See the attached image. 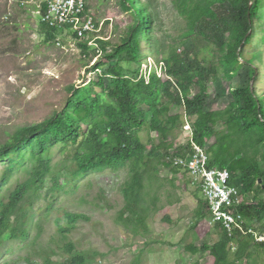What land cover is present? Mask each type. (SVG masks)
Wrapping results in <instances>:
<instances>
[{
  "label": "trees",
  "instance_id": "1",
  "mask_svg": "<svg viewBox=\"0 0 264 264\" xmlns=\"http://www.w3.org/2000/svg\"><path fill=\"white\" fill-rule=\"evenodd\" d=\"M120 4L134 18L120 41L112 44L97 40L92 50L83 43L84 50L92 53L90 58L96 59L87 75L96 77L91 82L93 87L100 89L110 103H102L100 94L95 93L88 101L73 103L74 120L65 111L37 124L3 130L0 248L6 241L28 240V212L38 202L52 172L47 154L57 147L70 153L75 176L126 168L127 177L120 188L123 206L116 221L133 236L147 234V220L157 200L147 190L153 188L161 167L170 166L165 165V160L174 148L170 134L183 123V116L177 112L180 107L191 121L185 123L192 127L193 142L209 155V167L228 171L229 184L239 189L243 197L264 192V101L251 86V81L262 73L253 62H263L264 55L244 54L245 48L252 46L254 21L264 12V0H172L185 22V30L156 62L157 66L162 64L164 75L159 77L156 70L152 71L148 84L139 78V71L143 57L141 39L150 40L145 28L153 22L151 13L138 6L136 0H120ZM41 6L45 10V3ZM39 23L46 40L55 41L59 32L40 19ZM249 66L253 72L248 86L233 89L230 77ZM193 89L197 90L195 94ZM69 90L74 92L73 98L77 97L73 87ZM145 126L160 139L157 146L152 140L141 142L139 131ZM18 171L25 173V179L1 193ZM257 200L245 201L240 212L247 226L264 235V200ZM209 214L206 203L200 202L193 229L210 219ZM66 217L71 228L88 219L80 214ZM213 227L221 231L220 240L200 249L192 243L185 246V251L193 256L207 252L210 264H243L252 258L253 246L264 251V243H255L251 236L228 234L217 225ZM230 247H234L232 256ZM73 250L71 244L65 245L64 264H87V257L73 254ZM54 255L51 250H43L42 264H54Z\"/></svg>",
  "mask_w": 264,
  "mask_h": 264
},
{
  "label": "rangeland",
  "instance_id": "2",
  "mask_svg": "<svg viewBox=\"0 0 264 264\" xmlns=\"http://www.w3.org/2000/svg\"><path fill=\"white\" fill-rule=\"evenodd\" d=\"M45 1L0 0V145L4 141L5 128L37 124L65 111L74 120L71 115L73 103L88 101L95 93L100 94L102 103H110L100 89L93 87L91 82L96 77L87 75L96 59L90 58L92 53L84 50L83 43H87L90 50L96 48L97 40L118 43L126 28L134 22L132 14L122 8L120 0H87V13L93 18L95 32L83 39L59 34L55 41H48L37 15ZM136 1L138 6L149 10L153 19L145 28L150 40L141 39L143 57L139 78L148 84L149 76L156 68L157 76L164 75L162 64L157 66L156 62L184 33L185 22L174 9L172 0ZM254 22V31L250 32L252 46L245 48L246 56L264 55V12ZM253 64L262 70L257 80L251 81L253 71L249 66V69L242 68L233 74L230 85L238 89L247 87L251 81L253 90L264 101V61L256 59ZM71 87L78 92L75 98L72 97L74 92L70 93ZM209 89H213L212 83ZM196 92L192 90L193 94ZM177 112L183 116V123H191L184 116L182 107ZM183 123L170 134L173 149H180L187 141L186 123ZM139 136L143 144L150 140L155 146L160 143L146 126L139 131ZM61 150L57 147L47 154L52 172L38 202L28 212L31 218L28 240L6 241L0 248V264H42L43 250L55 252L51 258L54 264H64L67 244L74 247L73 254L85 255L87 264L211 263L207 252L191 256L184 250L192 243L198 247L203 243L211 246L222 234L219 229H214L208 218L193 231L189 229L195 222V210L203 201L199 191L189 185L186 173L170 166L161 167L152 183L153 188L147 190L150 197L155 194L158 198L157 209H152L147 220L149 232L133 236L116 221L123 206L120 188L126 180L127 169L75 176L70 153ZM4 167L0 162V172ZM25 177L24 172H16L1 193L12 190ZM257 198L264 200V192L243 197V200L253 202ZM206 212L205 208L204 214ZM67 214H80L88 219L76 222L71 228ZM210 228L213 238L208 235ZM253 250L252 258L243 264H264V251L256 246ZM229 252L232 256L234 247H230Z\"/></svg>",
  "mask_w": 264,
  "mask_h": 264
},
{
  "label": "built area",
  "instance_id": "3",
  "mask_svg": "<svg viewBox=\"0 0 264 264\" xmlns=\"http://www.w3.org/2000/svg\"><path fill=\"white\" fill-rule=\"evenodd\" d=\"M44 3L45 10L42 11L41 6L37 15L41 23L57 30L59 34H71L77 39H83L95 30L93 18L87 13V0H46ZM184 128L187 131L184 148L170 151L167 163L187 174L189 185L199 191L207 205L211 224L219 226L228 234L254 236L255 243H262L264 235L255 233V229L247 226L240 212L244 203L243 196L239 189L229 184L228 171L209 167V155L192 140L191 125L186 123Z\"/></svg>",
  "mask_w": 264,
  "mask_h": 264
},
{
  "label": "crops",
  "instance_id": "4",
  "mask_svg": "<svg viewBox=\"0 0 264 264\" xmlns=\"http://www.w3.org/2000/svg\"><path fill=\"white\" fill-rule=\"evenodd\" d=\"M187 186H188V184H187ZM154 195H155V194H154ZM152 197H153V196H152ZM156 198H157V197H156ZM157 199H158V198H157ZM156 201H157V200H156ZM156 201H155V202H156ZM155 205H156V203H155ZM155 209H157V208L155 207ZM153 210H154V209H153ZM194 223H195V222L193 221L192 224H191V226H190V228H189V229H191L192 231H193L195 228H197V226H196V227L193 229ZM214 229H216V227H214ZM211 230H212V228H210V230H209V232H208V235H210V237L213 238V237H214V235H213V230H212V231H211ZM210 231H211V232H210ZM218 240H220L219 235H218ZM218 240H217V241H218ZM217 241H216V242H217ZM216 242H215V243H216ZM213 244H214V243H213ZM213 244H212V245H213ZM188 245H190V244H188ZM212 245H211V246H212ZM186 246H187V245H186ZM203 246L211 247L209 243H203L201 247H203ZM201 247H198V246H197L198 249H200ZM231 248H232V247H231ZM184 250H185V247H184ZM188 254H189V253H188ZM198 254H199V253H198ZM191 256H192V255H191ZM194 256H196V255H194Z\"/></svg>",
  "mask_w": 264,
  "mask_h": 264
},
{
  "label": "water",
  "instance_id": "5",
  "mask_svg": "<svg viewBox=\"0 0 264 264\" xmlns=\"http://www.w3.org/2000/svg\"><path fill=\"white\" fill-rule=\"evenodd\" d=\"M251 7H252V3L249 5V9H251ZM239 52H240V49H239Z\"/></svg>",
  "mask_w": 264,
  "mask_h": 264
},
{
  "label": "clouds",
  "instance_id": "6",
  "mask_svg": "<svg viewBox=\"0 0 264 264\" xmlns=\"http://www.w3.org/2000/svg\"><path fill=\"white\" fill-rule=\"evenodd\" d=\"M155 68H156V66H155ZM156 71H157V68H156Z\"/></svg>",
  "mask_w": 264,
  "mask_h": 264
},
{
  "label": "bare ground",
  "instance_id": "7",
  "mask_svg": "<svg viewBox=\"0 0 264 264\" xmlns=\"http://www.w3.org/2000/svg\"><path fill=\"white\" fill-rule=\"evenodd\" d=\"M252 238V237H251ZM253 239V238H252ZM254 241V240H253Z\"/></svg>",
  "mask_w": 264,
  "mask_h": 264
}]
</instances>
